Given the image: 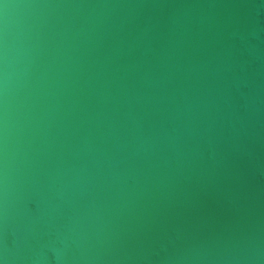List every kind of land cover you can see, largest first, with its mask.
Listing matches in <instances>:
<instances>
[{
  "label": "water",
  "instance_id": "95a60500",
  "mask_svg": "<svg viewBox=\"0 0 264 264\" xmlns=\"http://www.w3.org/2000/svg\"><path fill=\"white\" fill-rule=\"evenodd\" d=\"M3 264H264V0H0Z\"/></svg>",
  "mask_w": 264,
  "mask_h": 264
},
{
  "label": "snow or ice",
  "instance_id": "6c2138e0",
  "mask_svg": "<svg viewBox=\"0 0 264 264\" xmlns=\"http://www.w3.org/2000/svg\"><path fill=\"white\" fill-rule=\"evenodd\" d=\"M0 264H3V262H2V261H0Z\"/></svg>",
  "mask_w": 264,
  "mask_h": 264
}]
</instances>
